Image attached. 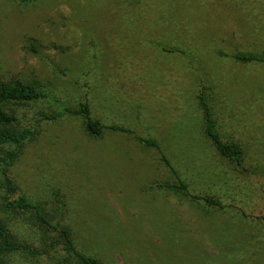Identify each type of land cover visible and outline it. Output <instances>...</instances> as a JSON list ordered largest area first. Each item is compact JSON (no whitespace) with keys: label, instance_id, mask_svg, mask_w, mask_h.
Segmentation results:
<instances>
[{"label":"rangeland","instance_id":"rangeland-1","mask_svg":"<svg viewBox=\"0 0 264 264\" xmlns=\"http://www.w3.org/2000/svg\"><path fill=\"white\" fill-rule=\"evenodd\" d=\"M244 52H264V0H0V80L88 100L104 124L133 130L94 136L82 115L39 120L49 100L20 104V125L39 130L10 168L15 182L103 264H264V62L235 58ZM204 88L246 169L206 135ZM136 135L155 138L177 173ZM179 178L188 191L157 186ZM2 195L9 231L35 251L2 264H79Z\"/></svg>","mask_w":264,"mask_h":264},{"label":"trees","instance_id":"trees-1","mask_svg":"<svg viewBox=\"0 0 264 264\" xmlns=\"http://www.w3.org/2000/svg\"><path fill=\"white\" fill-rule=\"evenodd\" d=\"M21 1L28 4L32 0ZM34 49L36 48L34 47ZM234 56L244 62H264V52L236 53ZM42 99L51 101L55 107L51 111H39V120H55L68 114L82 115L85 119L87 131L94 136H101L106 129L129 133H133V130L118 123L104 124L93 115L88 100L81 101L72 107L62 103L46 87L26 83L20 79L0 80V189L3 191L4 207L8 210L30 211L34 213L35 219L38 222L45 225L49 230L55 231L58 234V238L51 241V248L62 246L74 254L79 264H103L96 256L80 251L75 245L71 229L67 225L61 224V222H54L48 216L44 205L23 193L12 176L10 168L16 161L19 151L25 142L39 130L37 125L34 124L29 126L20 125L21 120L17 114V106ZM198 99L205 116L206 135L212 140L222 155L235 162L237 166L246 169L244 165L245 150L243 145L235 140L224 139L205 88L199 92ZM136 137L145 145L158 148L162 159L177 173L169 159L163 154L155 138L138 135ZM188 185V182L182 178H179V181L175 182L166 181L157 184L158 187H166L174 191H188ZM193 197L204 200L210 206H225L221 199L212 196L193 194ZM21 249L33 251L30 247L23 245L15 239L0 213V256L11 254ZM0 264L2 263L0 262Z\"/></svg>","mask_w":264,"mask_h":264}]
</instances>
